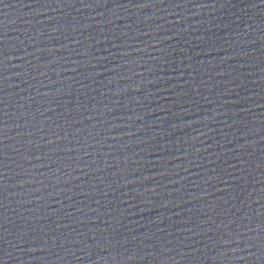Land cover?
I'll use <instances>...</instances> for the list:
<instances>
[{
  "label": "water",
  "instance_id": "water-1",
  "mask_svg": "<svg viewBox=\"0 0 264 264\" xmlns=\"http://www.w3.org/2000/svg\"><path fill=\"white\" fill-rule=\"evenodd\" d=\"M264 174V0H0V264H240Z\"/></svg>",
  "mask_w": 264,
  "mask_h": 264
}]
</instances>
